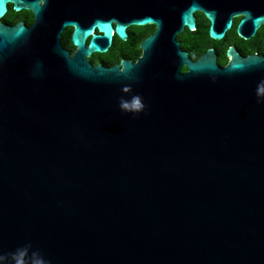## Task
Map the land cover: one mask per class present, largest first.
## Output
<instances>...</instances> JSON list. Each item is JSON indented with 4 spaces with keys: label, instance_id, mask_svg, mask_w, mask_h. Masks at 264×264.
Returning <instances> with one entry per match:
<instances>
[{
    "label": "water",
    "instance_id": "95a60500",
    "mask_svg": "<svg viewBox=\"0 0 264 264\" xmlns=\"http://www.w3.org/2000/svg\"><path fill=\"white\" fill-rule=\"evenodd\" d=\"M9 3L35 22L0 23V264H264V55L177 40L197 11L254 36L264 0ZM149 24L136 62L88 60Z\"/></svg>",
    "mask_w": 264,
    "mask_h": 264
},
{
    "label": "flooded vegetation",
    "instance_id": "af4514ba",
    "mask_svg": "<svg viewBox=\"0 0 264 264\" xmlns=\"http://www.w3.org/2000/svg\"><path fill=\"white\" fill-rule=\"evenodd\" d=\"M195 16L196 29L190 30L188 27H186L184 31L177 35V40L180 42L181 48L185 51H189L191 59L197 60L210 48H213L215 50L218 63L221 66H226L229 60L231 59L227 55V51L231 47L234 48L236 52H238L243 57H248L255 53L264 55V53L261 52H253V48L257 46L258 42L264 41V24L261 25V27L257 30L254 36L253 34L248 35V33H240L238 30V25L240 20L244 17L242 14H240L234 17L233 25L226 32L224 38L214 39L209 34L210 21L207 16L201 11L195 12ZM20 22H22L27 28H30L35 22L34 12L26 8L16 10L14 8V5L9 3L5 15L3 17H0V23L8 26H14ZM68 28H71L73 31L72 27ZM156 29L157 27L153 24L143 26L131 25L127 28L128 37L126 40L121 39V41H117L118 36H115L112 39V44L110 45L107 52L93 53L90 57H88V60L93 65L102 64L107 67L117 65L122 60H132L133 62H136L142 56L143 53V49L141 46L142 42L147 37L154 34ZM243 29L246 31L247 27ZM186 30H189L190 33H187L184 39L187 40L190 48H185L180 39L181 35L183 36L184 34H186ZM209 45L212 46L210 47ZM204 48L207 49L203 51ZM73 53H71V55H73ZM224 54L226 57L224 58L225 62L221 58V56H223ZM116 58H119V61L114 62ZM186 71L187 68L183 67L182 72Z\"/></svg>",
    "mask_w": 264,
    "mask_h": 264
},
{
    "label": "trees",
    "instance_id": "16d2710c",
    "mask_svg": "<svg viewBox=\"0 0 264 264\" xmlns=\"http://www.w3.org/2000/svg\"><path fill=\"white\" fill-rule=\"evenodd\" d=\"M187 33L189 34L190 31L186 30V34H184L183 36L181 35L180 39H181L182 44L185 46V48H190L187 40L184 39L185 36L187 35ZM71 34H72V29L67 28L62 34V42H63V45L65 46V48L69 49L71 51V53H73L75 51L76 47L73 45V43L71 41ZM117 41H121V39L118 37ZM209 46L211 47L212 45H209ZM206 49L207 48H204L203 51H205ZM254 51L264 53V41H259L257 46L253 48V52ZM221 58L225 62V59H224V58H226L225 54L223 56H221ZM117 61H119V58L118 59L116 58L114 62H117Z\"/></svg>",
    "mask_w": 264,
    "mask_h": 264
},
{
    "label": "snow or ice",
    "instance_id": "6c2138e0",
    "mask_svg": "<svg viewBox=\"0 0 264 264\" xmlns=\"http://www.w3.org/2000/svg\"><path fill=\"white\" fill-rule=\"evenodd\" d=\"M260 92H261L262 94H264V87H261V88H260ZM136 107H138V108L140 107L139 102L137 103Z\"/></svg>",
    "mask_w": 264,
    "mask_h": 264
},
{
    "label": "clouds",
    "instance_id": "9594fccd",
    "mask_svg": "<svg viewBox=\"0 0 264 264\" xmlns=\"http://www.w3.org/2000/svg\"><path fill=\"white\" fill-rule=\"evenodd\" d=\"M122 107H125V108H126V107H127V105H122ZM0 259H2V258H0Z\"/></svg>",
    "mask_w": 264,
    "mask_h": 264
}]
</instances>
